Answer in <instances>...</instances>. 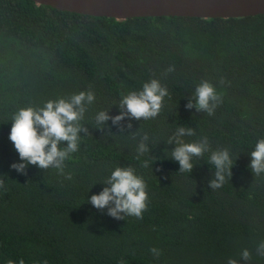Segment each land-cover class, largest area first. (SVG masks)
I'll use <instances>...</instances> for the list:
<instances>
[{"label":"trees","instance_id":"trees-1","mask_svg":"<svg viewBox=\"0 0 264 264\" xmlns=\"http://www.w3.org/2000/svg\"><path fill=\"white\" fill-rule=\"evenodd\" d=\"M174 71L168 72V68ZM158 79L169 91L151 120H109L120 114L122 94ZM212 83L222 102L213 115L188 110L196 87ZM91 88L96 101L81 121L80 150L65 162L67 180L55 169L21 162L9 140L12 117L21 108L69 98ZM180 126L206 137L210 151L180 172L168 141ZM135 139L133 135L137 134ZM149 152L136 159L141 137ZM264 139V13L245 17H111L62 11L32 0H0V264H264L256 255L264 240V174L249 168L250 153ZM227 149L232 175L219 189L209 182L211 151ZM149 161L147 168L143 162ZM132 166L150 197L142 221L117 220L87 201L117 167ZM152 247L162 250L156 258ZM252 252L245 262L239 253Z\"/></svg>","mask_w":264,"mask_h":264},{"label":"clouds","instance_id":"clouds-1","mask_svg":"<svg viewBox=\"0 0 264 264\" xmlns=\"http://www.w3.org/2000/svg\"><path fill=\"white\" fill-rule=\"evenodd\" d=\"M168 72L174 71L168 68ZM169 91L162 85L160 80L151 79L143 84L142 90L131 91L122 94L118 106L120 114L110 116L108 110H101L95 115V127L103 130L109 120L123 131V121H129L127 128L133 127L131 121L151 120L156 118L164 106V100L169 97ZM96 101L95 92L87 90L73 93L69 98L48 100L42 107H27L19 109L12 117V127L9 140L14 145L20 161L13 163L11 168L20 174L27 175L29 166H36L42 170L55 169L65 179L72 180L71 172L65 174V162L72 158V154L80 150L83 141L81 133L91 135L88 128L81 123L85 119L88 106ZM222 102L215 86L209 81L201 82L195 89L193 99L186 104L188 110L195 109L197 112H205L213 115L217 106ZM134 134L133 139L135 136ZM195 135L191 127L180 126L176 133L168 141L175 142L176 147L171 152V157L179 163L180 172L190 173L194 168V158H201L205 152L210 151V145L206 137L199 142L186 143L185 136ZM148 134H144L137 146V157L149 152L147 141ZM251 162L249 168L259 176L264 174V139L258 140L254 150L250 153ZM209 163L214 166V178L209 182L213 190L219 189L226 182V177L232 175L234 161L227 149L211 151ZM149 161L143 162L147 168ZM102 191L94 194L87 201L96 209H107V215L117 220L125 217H134L142 221L144 213L148 210L150 197L147 192V184L144 178L137 174L132 166H117L105 180ZM7 188L3 176H0V192H6ZM256 255L264 257V240L256 246ZM152 255L159 258L162 250L156 247L150 249ZM240 259L245 262L252 260V252L243 248L239 253ZM8 264H14L9 260ZM19 264H24L20 260ZM45 264L47 262L45 261ZM118 264H126L121 259ZM227 264H239L235 258H229Z\"/></svg>","mask_w":264,"mask_h":264},{"label":"water","instance_id":"water-1","mask_svg":"<svg viewBox=\"0 0 264 264\" xmlns=\"http://www.w3.org/2000/svg\"><path fill=\"white\" fill-rule=\"evenodd\" d=\"M36 4L123 21L130 17L236 18L264 13V0H32Z\"/></svg>","mask_w":264,"mask_h":264}]
</instances>
